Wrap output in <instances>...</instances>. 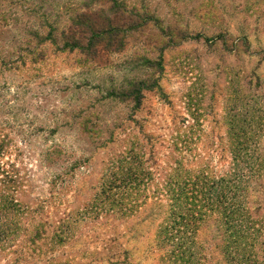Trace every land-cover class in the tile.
Here are the masks:
<instances>
[{"label":"rangeland","instance_id":"obj_1","mask_svg":"<svg viewBox=\"0 0 264 264\" xmlns=\"http://www.w3.org/2000/svg\"><path fill=\"white\" fill-rule=\"evenodd\" d=\"M119 1L89 46L105 0H0V181L42 208L0 264H264V0Z\"/></svg>","mask_w":264,"mask_h":264},{"label":"trees","instance_id":"obj_2","mask_svg":"<svg viewBox=\"0 0 264 264\" xmlns=\"http://www.w3.org/2000/svg\"><path fill=\"white\" fill-rule=\"evenodd\" d=\"M95 1V0H94ZM105 4L109 6V11L112 12L110 18H104L103 21H97L95 14L88 15L87 13H81L73 21L74 31L78 35L85 33L89 34L88 42L89 46L99 40L100 37H107L108 41L114 38L122 37L120 33L122 32L123 22L126 20L128 22L132 21L134 18H139L140 14L135 13V9H130L124 1L119 0H105ZM126 14L128 15L126 17ZM135 14V15H134ZM121 22V24H120ZM50 28H52L50 26ZM51 31V30H50ZM73 32V31H72ZM71 33V32H70ZM66 35V32H62ZM126 35V33L124 34ZM66 43L72 41L70 45L66 44V48L75 49L79 48V40L75 38L73 34L64 37ZM4 140L0 141V155L4 151ZM133 177H131L132 179ZM130 180V179H129ZM16 180L11 177V175L6 174L3 176L2 181H0V251L4 248H13L12 254L19 256L18 245L22 244L24 239L31 240V235L34 231L36 235L38 233V227L41 226L34 213H40L42 208L35 211H29L27 209H22L20 205L15 202L12 197L14 192ZM9 190V194H8ZM175 209H173L174 211ZM24 220V224L20 220ZM30 217V218H29ZM30 219V226L32 230L28 229L26 225L27 219ZM11 221V222H9ZM46 225L48 223H45ZM27 228H26V226Z\"/></svg>","mask_w":264,"mask_h":264}]
</instances>
